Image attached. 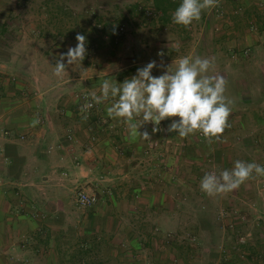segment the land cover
Returning <instances> with one entry per match:
<instances>
[{
    "label": "rangeland",
    "instance_id": "1",
    "mask_svg": "<svg viewBox=\"0 0 264 264\" xmlns=\"http://www.w3.org/2000/svg\"><path fill=\"white\" fill-rule=\"evenodd\" d=\"M172 2L166 1L165 11L150 16L146 8L154 9V0H0V19L9 18L13 27L42 15L54 19L55 6H63V31L73 26L86 37L85 60L97 53L101 58L97 62L136 53L140 50L136 42L145 39L144 49H152L151 39L165 36L175 42V69L185 55L214 60L215 69L208 74L224 76L225 96L234 101L230 126L219 141L209 143L199 132L186 138L174 132L169 144L174 150L170 166L174 176L160 189L164 196L156 213L151 203H111L98 191L78 185L68 192L65 203L33 204L37 227L9 236L8 243L20 251L4 252L7 239L0 236V264H264V176L213 197L199 187L206 172L219 175L237 160L264 166V0L250 5L219 0L188 28L172 23L182 0ZM27 6L31 13H26ZM39 6L52 10L41 12ZM123 24L127 31L119 34ZM86 96L91 101L87 94L81 98ZM161 154L166 160V153ZM81 191L97 193L99 201L90 207L80 205ZM136 209L144 212L142 218L128 214ZM17 211L29 213L21 204Z\"/></svg>",
    "mask_w": 264,
    "mask_h": 264
},
{
    "label": "crops",
    "instance_id": "2",
    "mask_svg": "<svg viewBox=\"0 0 264 264\" xmlns=\"http://www.w3.org/2000/svg\"><path fill=\"white\" fill-rule=\"evenodd\" d=\"M252 1L240 0L244 5ZM27 7L26 13H31L32 7ZM49 7L52 10L51 6H39V10ZM63 9L55 6L54 19L42 15L18 21L15 27L9 18L0 19V236L7 239L3 248L7 253L21 250L8 243L9 236L26 234L39 224L33 204L65 203L68 192L82 185L85 190L98 191L111 203H151L156 213L164 194L160 189L168 187L174 176L170 167L174 150L169 146L174 132L167 131L171 118L162 121L161 131L156 133L152 123L141 126L140 131H147L151 139H132L127 125L107 114L113 98L95 104L86 113L87 120L82 119L80 109L82 95H101L105 79L119 86L153 60L158 67L152 74L162 75L176 61L172 52L175 42L159 34L151 39L152 49H144L145 39L136 42L140 45L138 52L119 53L104 62H97L100 53L91 54L88 60L66 66L65 74L58 78L53 74L57 59L77 44L73 26L63 31ZM112 60L117 62L110 63ZM33 119L39 120L35 126ZM133 122L139 126L142 118L136 117ZM7 130L9 134L4 133ZM161 153H166V160L160 158ZM18 204L25 205L29 213L18 212ZM128 214L132 218L144 216L137 209ZM8 256L4 255L3 261Z\"/></svg>",
    "mask_w": 264,
    "mask_h": 264
},
{
    "label": "clouds",
    "instance_id": "3",
    "mask_svg": "<svg viewBox=\"0 0 264 264\" xmlns=\"http://www.w3.org/2000/svg\"><path fill=\"white\" fill-rule=\"evenodd\" d=\"M219 0H182L172 14V23L188 28L194 21L201 19L202 12L216 7ZM115 33V28L113 29ZM77 44L69 46L67 52L61 53L55 63L53 74L62 78L68 65H75L85 59L86 37L77 33ZM163 57L164 53H159ZM67 61L65 64L64 61ZM176 61H173L175 63ZM172 63V64H173ZM172 64L162 75L154 76L152 71L158 67L155 60L137 69V74L125 79L119 86L105 79L101 86V95L90 93L91 102L85 97L81 106L82 119L87 120L86 113L93 104H100L110 97L114 103L107 108V114L113 119L122 120L135 139H151L147 132H141L142 125L153 124V133L161 131V122L170 119L172 122L168 132H176L179 137L186 138L197 132L201 133L209 143L213 139L219 141L227 127L234 101L225 96L227 81L223 75H209L214 71L215 61L208 58L185 56L179 59L173 71ZM160 67H164L161 63ZM118 97V99H116ZM136 117L142 118L138 126ZM179 117V119H175ZM32 125L39 123L32 120ZM264 176V166L237 160L231 170H222L219 175L206 172L200 181V190L213 197L238 189L245 181Z\"/></svg>",
    "mask_w": 264,
    "mask_h": 264
},
{
    "label": "built area",
    "instance_id": "4",
    "mask_svg": "<svg viewBox=\"0 0 264 264\" xmlns=\"http://www.w3.org/2000/svg\"><path fill=\"white\" fill-rule=\"evenodd\" d=\"M146 13L150 16L155 15V11L151 8H146ZM125 31H127V26L125 24L121 25L118 29V33L119 34H124ZM83 104L86 102L85 98L82 99ZM89 102H91L89 100ZM95 107V104H93V107ZM91 108V109H92ZM5 134H9V131H5ZM99 200V196L97 193H91V192H87V191H81L79 192L78 196H77V201L80 203V205L84 206V207H90L92 205H94L95 203H97Z\"/></svg>",
    "mask_w": 264,
    "mask_h": 264
},
{
    "label": "trees",
    "instance_id": "5",
    "mask_svg": "<svg viewBox=\"0 0 264 264\" xmlns=\"http://www.w3.org/2000/svg\"><path fill=\"white\" fill-rule=\"evenodd\" d=\"M166 1H168L169 3H173L172 0H154V4H155V7H154V11L155 13L158 12V10H164V6H162ZM173 5V4H172Z\"/></svg>",
    "mask_w": 264,
    "mask_h": 264
}]
</instances>
